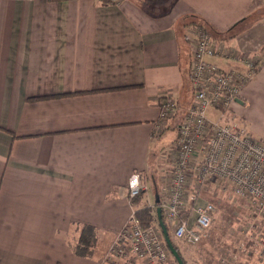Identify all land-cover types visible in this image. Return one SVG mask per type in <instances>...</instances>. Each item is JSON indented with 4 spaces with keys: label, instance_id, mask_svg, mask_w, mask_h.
Listing matches in <instances>:
<instances>
[{
    "label": "crops",
    "instance_id": "crops-1",
    "mask_svg": "<svg viewBox=\"0 0 264 264\" xmlns=\"http://www.w3.org/2000/svg\"><path fill=\"white\" fill-rule=\"evenodd\" d=\"M199 26L264 57V0H0V264H98L134 208L132 173L141 206L159 203ZM165 98L178 111L156 134ZM240 99L264 140V64ZM88 226L109 236L96 261L74 250Z\"/></svg>",
    "mask_w": 264,
    "mask_h": 264
},
{
    "label": "built area",
    "instance_id": "built-area-1",
    "mask_svg": "<svg viewBox=\"0 0 264 264\" xmlns=\"http://www.w3.org/2000/svg\"><path fill=\"white\" fill-rule=\"evenodd\" d=\"M115 2L116 0H110ZM191 55L190 82L193 101L184 112L175 140L177 157L169 179L160 188L159 203L169 233L187 244L208 236L216 205L201 203V192L214 181L223 184L234 197L244 199L252 212L249 231L264 253V140L255 137L234 111L244 86L264 64V57L245 54L221 45L203 26ZM238 63L224 67L211 59ZM156 134L163 122L176 116L178 103L161 100ZM217 111L213 116L211 111ZM132 203L148 184L138 172L129 182ZM192 209L194 219L189 210ZM134 206L123 227L115 233L98 264H172V254L157 220L144 225ZM157 211V209H156Z\"/></svg>",
    "mask_w": 264,
    "mask_h": 264
},
{
    "label": "rangeland",
    "instance_id": "rangeland-1",
    "mask_svg": "<svg viewBox=\"0 0 264 264\" xmlns=\"http://www.w3.org/2000/svg\"><path fill=\"white\" fill-rule=\"evenodd\" d=\"M182 118L181 114L178 125ZM223 187V184L218 185L214 181L202 190L200 202L209 201L216 205L213 225L208 236L198 244L190 245L172 236L182 259L181 263L173 256L172 264H264V253L255 237L245 236L253 219L248 203L234 197L230 190ZM153 209L156 212L157 208ZM188 215L194 219L192 209ZM108 238V235L102 236V239L96 237L95 246L86 257L96 261Z\"/></svg>",
    "mask_w": 264,
    "mask_h": 264
},
{
    "label": "trees",
    "instance_id": "trees-1",
    "mask_svg": "<svg viewBox=\"0 0 264 264\" xmlns=\"http://www.w3.org/2000/svg\"><path fill=\"white\" fill-rule=\"evenodd\" d=\"M145 192H142L137 198L133 200V206L138 208L137 214L140 220L143 222L144 225H150L154 223L158 216H157V211L155 212L153 208L147 206H141L142 201L144 199ZM163 214V211H162ZM163 220H164V215H163ZM165 224L166 221L164 220ZM170 237L172 239L173 245L176 247L178 250L180 256H181V251L178 247V244L174 241L172 238V235L170 233ZM96 240V232L95 229H92L91 227H86L82 229L81 236L79 239V242L77 245H75L74 250L75 252L80 255V256H86L91 253L92 248L94 247V243ZM173 257V255H172ZM174 258V257H173Z\"/></svg>",
    "mask_w": 264,
    "mask_h": 264
},
{
    "label": "water",
    "instance_id": "water-1",
    "mask_svg": "<svg viewBox=\"0 0 264 264\" xmlns=\"http://www.w3.org/2000/svg\"><path fill=\"white\" fill-rule=\"evenodd\" d=\"M237 102H240V103H243L242 99L238 98L237 99ZM157 216H158V221H159V224L162 228V231L164 233V236H165V239L167 241V244L169 246V249L171 251V254L179 261L182 263V259H181V256L178 252V250L176 249V247L173 245V242H172V239L170 237V233H169V230L163 220V214H162V209L160 207L157 208Z\"/></svg>",
    "mask_w": 264,
    "mask_h": 264
}]
</instances>
